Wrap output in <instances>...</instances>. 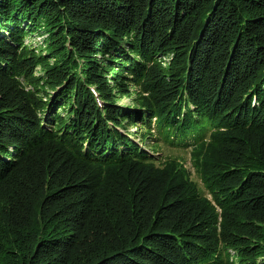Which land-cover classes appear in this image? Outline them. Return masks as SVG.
<instances>
[{
    "label": "trees",
    "instance_id": "1",
    "mask_svg": "<svg viewBox=\"0 0 264 264\" xmlns=\"http://www.w3.org/2000/svg\"><path fill=\"white\" fill-rule=\"evenodd\" d=\"M0 264H264V0H0Z\"/></svg>",
    "mask_w": 264,
    "mask_h": 264
},
{
    "label": "rangeland",
    "instance_id": "2",
    "mask_svg": "<svg viewBox=\"0 0 264 264\" xmlns=\"http://www.w3.org/2000/svg\"><path fill=\"white\" fill-rule=\"evenodd\" d=\"M35 41L34 46L40 45V41L43 40V35L40 33L34 34V36L31 37ZM163 60V59H162ZM164 64V63H163ZM39 72L36 70V73ZM135 87H130V92L134 93L136 90H134ZM101 103V101H99ZM134 102L133 97H124L123 100H121L118 105H126ZM124 126L116 125L114 124V127H124V134H131V137L135 139V142L140 145V147L144 150L150 151V149H146V145L148 141H142V134L145 133V130H141L139 126H135V124H131L132 122H126ZM116 123V122H115ZM144 137V136H143ZM172 137V135L170 136ZM170 139V138H169ZM143 142V143H142ZM162 147L155 152L157 155V160L152 163L154 164L155 169H161L165 166L167 162L170 160H176L182 165L178 166V169H181L183 166V170H185V174L188 177L189 181L196 185L198 190L202 191L201 196L199 197V201L202 200V198H205L208 200V205L211 209L217 210V212L222 213L221 207L218 205L215 195L211 194V191H209L207 188H205L204 183V173L206 166L202 165L203 161L205 160L204 155L198 156L199 154L198 150H191V149H180L177 147H174L172 145L163 144ZM156 160V159H155ZM196 161V162H195ZM208 175V174H207ZM222 190L218 191V194L221 193ZM221 219V218H220ZM231 231H233V227H231Z\"/></svg>",
    "mask_w": 264,
    "mask_h": 264
}]
</instances>
